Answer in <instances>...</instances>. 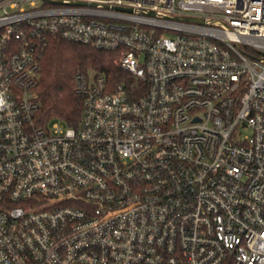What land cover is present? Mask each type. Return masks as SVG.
Segmentation results:
<instances>
[{
  "label": "built area",
  "instance_id": "built-area-1",
  "mask_svg": "<svg viewBox=\"0 0 264 264\" xmlns=\"http://www.w3.org/2000/svg\"><path fill=\"white\" fill-rule=\"evenodd\" d=\"M50 37L127 74L76 127L35 123ZM0 264H264V0H0Z\"/></svg>",
  "mask_w": 264,
  "mask_h": 264
},
{
  "label": "trees",
  "instance_id": "trees-1",
  "mask_svg": "<svg viewBox=\"0 0 264 264\" xmlns=\"http://www.w3.org/2000/svg\"><path fill=\"white\" fill-rule=\"evenodd\" d=\"M114 51L89 44L50 37L41 57L36 86L40 108L35 116L37 126L46 127L56 119L78 126L82 118L84 96L77 92L74 77L78 72L104 74L110 85L127 74L115 63ZM131 81V80H129Z\"/></svg>",
  "mask_w": 264,
  "mask_h": 264
},
{
  "label": "water",
  "instance_id": "water-1",
  "mask_svg": "<svg viewBox=\"0 0 264 264\" xmlns=\"http://www.w3.org/2000/svg\"><path fill=\"white\" fill-rule=\"evenodd\" d=\"M183 19L187 20V21H198V22L202 21L201 19H198V18H195V17H183Z\"/></svg>",
  "mask_w": 264,
  "mask_h": 264
},
{
  "label": "rangeland",
  "instance_id": "rangeland-1",
  "mask_svg": "<svg viewBox=\"0 0 264 264\" xmlns=\"http://www.w3.org/2000/svg\"><path fill=\"white\" fill-rule=\"evenodd\" d=\"M54 123H57L60 126H64L65 125V122L61 121L60 119H56V120L52 121L51 126H53Z\"/></svg>",
  "mask_w": 264,
  "mask_h": 264
}]
</instances>
